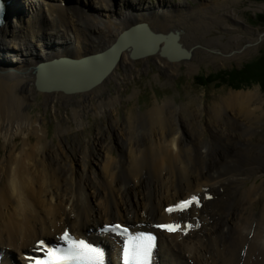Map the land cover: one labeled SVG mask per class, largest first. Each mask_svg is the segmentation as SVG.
Segmentation results:
<instances>
[{"label": "bare ground", "instance_id": "1", "mask_svg": "<svg viewBox=\"0 0 264 264\" xmlns=\"http://www.w3.org/2000/svg\"><path fill=\"white\" fill-rule=\"evenodd\" d=\"M14 1L8 20L0 28V146L2 141L4 149L0 160V251L5 250L8 257L19 256L40 239L55 238L67 229L105 242L113 251L116 240L97 232L112 220L130 223L135 230L139 224L152 227L164 221L194 220L201 223L200 229L193 226L188 234H160L159 264H264V180L246 188V181L264 173V139L253 141L264 116L260 90L232 94L229 102L213 110L210 151L205 144L199 146L198 138L187 141L179 127L183 123L177 117L175 102H157L139 116L130 115L121 125L115 121L121 93L108 92L111 80L124 81L137 70L139 61L144 68L154 63L169 75H175L185 62L191 73L196 67L192 60L201 48H227L220 38H206L207 29L217 24L213 20L211 24L208 18L202 19L206 26L199 30L201 35L191 31H198V22L205 10L209 11L210 3L199 0L198 8L192 9L183 7L186 1L173 4L174 0H157L156 4L148 0H29V5L24 0ZM138 23H147L155 33H178V43L190 51L191 58L169 61L157 53L133 60L124 50L108 77L89 91L42 93L35 88L37 59L48 61L58 54L80 58L103 51ZM236 38H230L227 45ZM128 41L144 48L155 39L143 33ZM221 53L228 55L227 50ZM59 73L68 78L67 71ZM71 76L85 80L90 71L71 72ZM39 95L45 109L54 115L58 106L72 107L77 128L86 124L89 113L110 116L113 121L109 127L122 152L120 159L110 154L105 143H99L95 166L74 168L64 154L73 147L67 141L70 120L55 117L60 143L54 151L44 126L46 118L41 113L33 117L29 110L38 105ZM195 124L184 121L192 137L196 135ZM236 126L244 129L239 136ZM31 134L36 136L35 144L30 142ZM17 138L22 139L19 148ZM75 143L79 148L80 142ZM233 150L236 157H227ZM86 155L81 153L82 158ZM222 159V169L208 167L211 160L216 164ZM163 162H167L166 167ZM148 164L149 171L146 167L139 170ZM116 170L118 176L114 175ZM197 193L204 196L202 209L167 216L169 206ZM207 195H212L211 201L205 199ZM186 226L184 223V231Z\"/></svg>", "mask_w": 264, "mask_h": 264}, {"label": "rangeland", "instance_id": "2", "mask_svg": "<svg viewBox=\"0 0 264 264\" xmlns=\"http://www.w3.org/2000/svg\"><path fill=\"white\" fill-rule=\"evenodd\" d=\"M24 1L26 4H30L28 0ZM184 1H186L185 5H183V7L186 6L185 8L190 7L192 9H197L199 6V0H174L173 4H179L180 2L183 4ZM200 1L210 3V5H208L211 7L208 12L205 10L206 13L204 12L205 14L204 16L202 15L203 17L201 16V20L198 22V31L195 29L191 30L192 28L190 30L201 35L199 30L206 26L202 19L208 18L209 22L213 20L217 24L213 25L211 29H207L209 33L205 36L206 38H220L221 42L226 44L227 48L223 45L217 46V50L213 49L206 51L205 48H201L197 57L192 60L196 67L191 73L185 62H182L181 67L175 75H169L154 63H150L148 68H144L143 62L139 61L136 63L137 70H133V74H131V76L129 75L128 78H124V81L122 80L120 83H117L111 80L108 85V92L113 95L116 92L121 93V104L117 106V111L115 112V121L121 125H124L128 121L130 115L139 116L143 112L154 108L157 102H175L176 106L179 108L177 117L183 123L179 127L187 135V141L193 142L198 138L199 146L205 144L209 147L210 151V145L212 144L214 134L210 129L209 118L217 106H222L224 103L229 102L230 96L238 92H249L259 89L264 98V85L259 83V81H255L259 80L258 78H264V74H251V76L246 77L248 82H245L246 84L239 87H233L230 85V82L225 80H231V78L226 75L227 73L230 74L229 71L234 69L241 71L248 64L256 63L264 54V35L262 36L264 33V2L239 0L237 3H233L230 0H220L216 5L213 3V0ZM148 2L156 4L157 0H148ZM100 8H102L101 10L103 11L107 10L106 7L105 9H103V7ZM196 14H198V12ZM233 14H236L238 18H234ZM233 36L237 37L236 41L228 46L227 43ZM226 50L228 55L221 53V51ZM258 68L262 70L264 67L261 66ZM120 73L124 75V70L121 69ZM204 78L209 80L207 87L202 83ZM37 104L38 105H32L29 110L33 117H37V115L41 113L43 118H46L44 126L47 129L48 139L52 141L51 146H53L54 151H57L59 147L58 144L60 143L59 137L57 138V120L55 117L59 120H65L67 117L69 118L71 131L67 134V141L71 143L73 147L69 148L68 152L66 150L64 154L71 159L74 168L86 170L87 167L90 168L95 166L94 160L98 158L96 147L99 143H105L110 154L117 160L120 159L122 152L118 146L115 133L109 127L110 122L113 121L110 116L103 115L94 117L93 113H89L87 118H85L86 124L82 128H77L76 123L72 121V107L58 106V114L54 115L51 109H45L43 97L41 95L38 97ZM184 121L197 122V125H194V130L196 129V135H194V137L188 134L184 127ZM236 128L237 126L235 130ZM243 130V128L239 130L237 128V136H239ZM30 137V142L35 144L37 142L36 136L31 134ZM263 139L264 116H262L259 129L254 134L253 141L257 142ZM21 140V138H17V143ZM76 141L80 142V149L77 148L78 142L75 143ZM2 144L3 142L1 141L0 160L2 154H4ZM67 146L68 144L66 148ZM19 147L20 143L18 148ZM234 147L239 148V146ZM234 151L235 150L227 157H236L233 154ZM81 153L87 155L82 158ZM79 157L84 159V161ZM212 160L208 167L216 166L222 169L224 166L223 159L216 164H213ZM163 166L166 167L167 162H163ZM145 167H150V165H142L139 170ZM118 174L119 171L116 170L114 175L118 176ZM91 176L92 174L88 177ZM143 176L147 178L146 170L143 171ZM263 180L264 173L259 178L253 177L250 181H246V188H249L253 184L258 185ZM262 186L264 187V184ZM263 199L264 197L262 201H264ZM259 209V206L256 205L255 211L257 213Z\"/></svg>", "mask_w": 264, "mask_h": 264}, {"label": "water", "instance_id": "3", "mask_svg": "<svg viewBox=\"0 0 264 264\" xmlns=\"http://www.w3.org/2000/svg\"><path fill=\"white\" fill-rule=\"evenodd\" d=\"M143 33L154 38L155 41L144 48L128 41L129 38L141 36ZM178 39V33H155L149 28L147 23H138L124 30L116 41L103 51L85 54L80 58L73 57L70 54H58V56L48 61L37 59V64L34 67L37 73L34 86L37 91L42 93L62 92L64 94H77L89 91L100 85L108 77L118 64L120 54L124 50L129 51V56L133 60L157 53L169 61L189 60L192 56L190 51L179 44ZM87 69L90 71L88 79L72 78L71 72L83 74ZM62 71L68 72V78L60 76L59 72ZM44 73L52 74L44 78Z\"/></svg>", "mask_w": 264, "mask_h": 264}, {"label": "snow or ice", "instance_id": "4", "mask_svg": "<svg viewBox=\"0 0 264 264\" xmlns=\"http://www.w3.org/2000/svg\"><path fill=\"white\" fill-rule=\"evenodd\" d=\"M0 12H2V6H0ZM199 204V198L193 195L190 199L169 207L167 211L169 214L183 212L193 205L199 206ZM158 227L171 233L184 231L180 224H164ZM186 228L191 230L193 225L188 224ZM107 230L113 232L121 231V226L119 224L109 226ZM122 231L125 234L127 233L126 229ZM184 234H187V232L184 231ZM62 239L68 243V249H48L45 252V259L30 257L29 259L32 261V264H104V252L102 249L94 247L84 240L77 241L67 232L64 233ZM153 241L154 237L152 236H138L135 240L129 239L123 250L124 264H150ZM43 245L44 242L41 241L39 247L42 248Z\"/></svg>", "mask_w": 264, "mask_h": 264}, {"label": "trees", "instance_id": "5", "mask_svg": "<svg viewBox=\"0 0 264 264\" xmlns=\"http://www.w3.org/2000/svg\"><path fill=\"white\" fill-rule=\"evenodd\" d=\"M251 1H255V2H264V0H251ZM264 67V54L262 55L261 59L258 60L256 63L253 64H248L247 66H245V68L241 71H238L236 69L229 71L230 74H226L228 75L230 79H225L228 82H230L231 86H242L243 84H246L245 82H248L246 79V77L251 76V74H257V75H262L264 74V68H262V70H260L258 67ZM252 70V71H251ZM251 71V72H249ZM250 74V75H249ZM244 76V77H243ZM253 76V75H252ZM227 77V76H226ZM245 78V79H244ZM259 80H255V81H259V83L264 85V78H258ZM209 80H207V78L202 81L203 85H205L206 87L208 86ZM264 90V88H263Z\"/></svg>", "mask_w": 264, "mask_h": 264}]
</instances>
